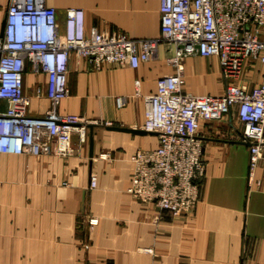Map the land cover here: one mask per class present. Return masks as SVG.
<instances>
[{
    "label": "crops",
    "instance_id": "0c3cea01",
    "mask_svg": "<svg viewBox=\"0 0 264 264\" xmlns=\"http://www.w3.org/2000/svg\"><path fill=\"white\" fill-rule=\"evenodd\" d=\"M8 0H0V30ZM56 8L59 29L65 10L81 8L84 28L121 31L131 37L160 35V0H45ZM174 46L159 44L156 53L133 68L86 60L68 62V94L60 114L78 113L110 120L112 126L140 129L143 104L133 96L137 85L152 92L159 76L170 74ZM182 90L220 94L216 56H187L181 62ZM260 64L251 75L259 81ZM46 75L23 74L28 113L42 115L50 103ZM125 98L117 107L115 99ZM6 102L0 100V111ZM234 112L215 122L200 121L205 164L200 197L192 212L172 217L125 192L136 149L157 145L154 133L92 126L87 140L68 156L0 154V264H264V152L248 175V150L239 139ZM107 152L109 158L100 157ZM97 176L89 186V174ZM90 219L95 221H89ZM151 247L152 253L137 248Z\"/></svg>",
    "mask_w": 264,
    "mask_h": 264
},
{
    "label": "built area",
    "instance_id": "2783aa9c",
    "mask_svg": "<svg viewBox=\"0 0 264 264\" xmlns=\"http://www.w3.org/2000/svg\"><path fill=\"white\" fill-rule=\"evenodd\" d=\"M159 11L160 35L136 38L117 30H86L81 8L65 10L61 31L56 8L45 0H8L0 35V100L6 102L0 111V154L71 155L76 149L73 133L79 147L86 142L89 127L112 122L57 112L58 102L69 92V60L83 59L95 68L105 62L135 68L165 42L174 46L168 58L174 71L159 76L152 92L142 93L137 85L133 91L143 104L138 127L154 133L157 145L134 151L125 192L172 217L192 212L205 169L199 122L219 121L231 112L241 124L239 139L247 146L251 179L264 152V0H160ZM195 55L217 57L220 94L182 90L181 62ZM257 63L261 69L254 82L251 72ZM27 67L46 75L44 88L34 90L50 103L42 115L28 113L29 97L23 91ZM124 103V97H116L117 107ZM109 156L100 154L104 159ZM96 179L91 172L90 187ZM137 250L153 252L151 247Z\"/></svg>",
    "mask_w": 264,
    "mask_h": 264
},
{
    "label": "water",
    "instance_id": "95a60500",
    "mask_svg": "<svg viewBox=\"0 0 264 264\" xmlns=\"http://www.w3.org/2000/svg\"><path fill=\"white\" fill-rule=\"evenodd\" d=\"M3 23H4V21L2 20L0 35L2 34ZM111 127L116 128V129H119V130L131 131V132H134V133H145V131L144 130H141V129L127 128V127H117V126H111ZM241 143L244 144V145H246L245 142H241Z\"/></svg>",
    "mask_w": 264,
    "mask_h": 264
},
{
    "label": "rangeland",
    "instance_id": "374dc122",
    "mask_svg": "<svg viewBox=\"0 0 264 264\" xmlns=\"http://www.w3.org/2000/svg\"><path fill=\"white\" fill-rule=\"evenodd\" d=\"M181 67H182V65H181Z\"/></svg>",
    "mask_w": 264,
    "mask_h": 264
}]
</instances>
